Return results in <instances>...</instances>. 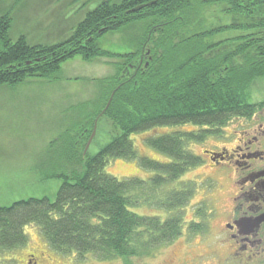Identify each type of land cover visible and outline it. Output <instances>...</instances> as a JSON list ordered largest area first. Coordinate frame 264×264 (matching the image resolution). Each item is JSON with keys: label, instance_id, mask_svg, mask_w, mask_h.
<instances>
[{"label": "trees", "instance_id": "1", "mask_svg": "<svg viewBox=\"0 0 264 264\" xmlns=\"http://www.w3.org/2000/svg\"><path fill=\"white\" fill-rule=\"evenodd\" d=\"M149 2L152 5L130 12ZM221 4L229 23L206 25L201 12ZM134 25L138 32L132 49L118 55L121 64L105 79L107 92L99 111L85 114L67 129L59 148L56 139L49 143L53 161L43 164V179L60 180L55 199L29 197L0 207L1 252L24 246L23 228L29 224L62 256L92 252L125 258L150 240L176 238L181 233L180 217L160 222L129 210L137 204L140 187L151 191L147 200L156 208L168 212L186 206L193 189L181 193L166 186L201 163L186 149L187 144L203 142L230 119L250 117L264 108V101L251 103L247 92L264 76V0H102L86 12L68 39L54 45H30L24 36L12 40L11 20L4 14L0 16V86L44 77L76 56L88 61L108 54L98 49L95 40ZM230 30L245 33L215 42ZM140 58L138 67L127 71ZM95 119L96 134L90 146L95 144L98 150L91 153L89 146L83 153ZM187 123L202 129L145 138L147 146L171 159L167 163L140 159V165L154 173L149 181L118 180L105 172L112 159L137 157L132 134ZM101 134L107 135L108 142H98ZM205 228L192 222L188 227L200 234Z\"/></svg>", "mask_w": 264, "mask_h": 264}, {"label": "rangeland", "instance_id": "2", "mask_svg": "<svg viewBox=\"0 0 264 264\" xmlns=\"http://www.w3.org/2000/svg\"><path fill=\"white\" fill-rule=\"evenodd\" d=\"M99 2L100 0H0V16L8 14L10 17L9 36L12 40L24 36L30 45H54L68 39L86 12L95 8ZM223 8L224 5L221 4L201 12L205 24L217 26L229 23L230 17L223 14ZM216 19L221 21L216 22ZM137 32L138 26L134 25L122 32L103 34L94 43L98 49L108 54L88 61L76 56L64 61L55 72L44 77H28L15 86H0V207L29 197H47L51 201L55 199L60 180L43 179V164L53 161L48 154L49 143L56 139L59 148L61 136L67 129L74 123L81 122L85 114L92 115L99 111L101 100L107 92L105 79L112 76L116 67L121 64L122 58L118 55L122 56L132 49V40ZM229 32L228 35L215 38V42L230 36L236 38L245 33L238 30ZM28 63L30 62H26ZM247 92L251 96V103L264 101V76L253 82ZM111 99L112 94L105 109ZM258 110L254 111L256 115L252 119L238 120L248 116L232 118L226 127L209 135L203 142L187 144L186 149L200 158L201 163L166 186L169 191L181 193L186 189H193L194 195L189 198L186 206L166 212L147 200L151 191L148 192L146 187H140V191L136 193L137 204L129 206V210L137 215L154 217L160 222H165L174 215L181 218L182 233L176 238L150 240L142 250L131 257L126 256L127 258L99 257L92 252L82 255L71 252L62 256L47 246L35 225L29 224L23 228L27 243L10 252L0 251V264H245L244 255L234 257L236 254L233 253V247H228L226 243L230 232L225 224L230 221L238 204L236 200L239 199L236 171L229 164L213 165L206 152L212 150L211 145L226 147V144L220 145L219 137L222 136L225 142H229L230 129H237L240 124L251 123V126L258 122L256 118L264 116V110ZM95 122L97 127V119ZM201 129L187 123L159 126L132 134L130 140L137 157L129 160L112 159L107 163L105 172L118 180L137 178L149 181L154 173L143 168L140 159L165 163L171 159L147 146L145 138ZM105 130L107 128L100 131ZM240 130L237 129L238 132ZM248 133L243 136L250 137L249 130ZM108 140L106 134L98 137L100 144ZM234 144L235 142L231 143L230 147ZM97 150V145L90 146L91 153ZM200 203L203 218L194 214V209ZM191 221L203 223L207 226L206 231L195 235L189 233L188 224ZM149 228L151 227H147ZM141 237L144 239V235ZM254 261L256 264L257 260Z\"/></svg>", "mask_w": 264, "mask_h": 264}, {"label": "flooded vegetation", "instance_id": "3", "mask_svg": "<svg viewBox=\"0 0 264 264\" xmlns=\"http://www.w3.org/2000/svg\"><path fill=\"white\" fill-rule=\"evenodd\" d=\"M141 61L142 58L131 64L127 68L128 71L134 70L137 63H141ZM261 110H264V108L258 111ZM255 115L256 113H253L248 118H238V120H249ZM256 119H258V122L253 123L254 125L251 126V123L240 124L237 128L241 129L240 132L237 129H230L228 131V137L229 135L231 136L229 137V142H225L222 139L223 137L220 136V145L226 144V147L225 145L220 147H218L219 145H211L214 151L208 150L206 152L213 165L229 164L236 171V188L239 190V199L236 200L238 204L234 208L230 221L225 224V227L230 232L226 243L228 247H233V253L236 254L234 257L244 255L243 261L245 264H255L254 260H257L256 264H264V116ZM224 127L226 126L219 128L217 131L222 130ZM247 128L251 135L248 138L243 136L249 134ZM226 138L227 136H225ZM233 142L235 144L231 148L230 145ZM194 214L203 218L201 203L199 207L196 206L194 209ZM239 221L245 222L244 229L237 227L236 224ZM191 222L197 225L203 224ZM188 231L194 235L198 234L192 233L189 229Z\"/></svg>", "mask_w": 264, "mask_h": 264}, {"label": "water", "instance_id": "4", "mask_svg": "<svg viewBox=\"0 0 264 264\" xmlns=\"http://www.w3.org/2000/svg\"><path fill=\"white\" fill-rule=\"evenodd\" d=\"M152 3H153V2H149V3H147V4H143V5H140V6H138V7H135V8H133V9H131L130 12H138V11H140L141 9H143V8H145V7H148V6L152 5ZM37 61H38V59H37ZM93 126H94V127H93V131H92V135H91L90 139L87 141V144H86V146H85L84 152H86V151L88 150V147H89V145H90L91 139H92V137H93L94 134H95L96 122L94 123ZM236 225H237V227L240 228V229H244V228H245V222H243V221H239V222H237Z\"/></svg>", "mask_w": 264, "mask_h": 264}, {"label": "bare ground", "instance_id": "5", "mask_svg": "<svg viewBox=\"0 0 264 264\" xmlns=\"http://www.w3.org/2000/svg\"><path fill=\"white\" fill-rule=\"evenodd\" d=\"M138 7V6H137Z\"/></svg>", "mask_w": 264, "mask_h": 264}]
</instances>
